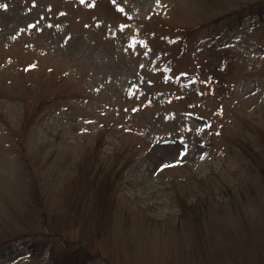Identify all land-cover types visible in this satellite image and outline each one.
<instances>
[{
    "label": "rangeland",
    "instance_id": "1",
    "mask_svg": "<svg viewBox=\"0 0 264 264\" xmlns=\"http://www.w3.org/2000/svg\"><path fill=\"white\" fill-rule=\"evenodd\" d=\"M260 1L0 0V264H264Z\"/></svg>",
    "mask_w": 264,
    "mask_h": 264
},
{
    "label": "trees",
    "instance_id": "2",
    "mask_svg": "<svg viewBox=\"0 0 264 264\" xmlns=\"http://www.w3.org/2000/svg\"><path fill=\"white\" fill-rule=\"evenodd\" d=\"M260 9L258 11H253L258 17L259 22L263 19L264 15V0L258 2ZM257 23V21H253V24ZM256 133L253 134L252 137L249 135H244V137L239 136L235 141L237 146V153L236 158L239 163V170H236L234 173L236 179L234 180L233 187H229L230 191H238L244 192L248 191L251 192L249 194H244L243 196H235V197H242L247 198V196L251 197H263L261 195H253L252 193L256 192H264V127H258ZM243 138V139H242ZM230 140L233 138H229ZM234 141V139H233ZM89 159L94 158L93 156L87 157ZM96 163V161H95ZM100 172L98 170L96 173ZM106 175L104 178H101V181H97V174H95L96 180L94 181L93 189L96 190L97 199L102 203V200H106L105 193V185L107 180L109 179L108 176L111 175L112 169L105 171ZM97 182V183H96ZM111 189V182L107 185V190ZM70 217V215H69ZM70 241L65 239L64 245L68 244ZM77 250H82L83 247H78ZM66 250L67 249H63ZM69 251V250H68ZM70 255H68V260H73L74 251H70ZM51 254H54V250L51 251ZM78 254V253H77Z\"/></svg>",
    "mask_w": 264,
    "mask_h": 264
},
{
    "label": "snow or ice",
    "instance_id": "3",
    "mask_svg": "<svg viewBox=\"0 0 264 264\" xmlns=\"http://www.w3.org/2000/svg\"><path fill=\"white\" fill-rule=\"evenodd\" d=\"M82 2H83V0H82ZM113 2L115 3V0H113ZM93 6H94V0H93ZM98 23H99V22H98ZM184 151H185V152L187 151L186 147H185ZM181 154H183V153H181Z\"/></svg>",
    "mask_w": 264,
    "mask_h": 264
}]
</instances>
